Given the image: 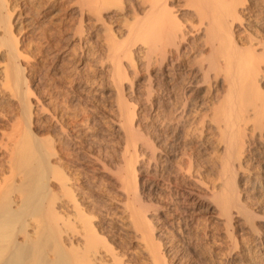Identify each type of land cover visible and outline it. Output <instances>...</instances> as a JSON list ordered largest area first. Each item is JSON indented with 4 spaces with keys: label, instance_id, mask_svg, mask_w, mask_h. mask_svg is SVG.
<instances>
[{
    "label": "rangeland",
    "instance_id": "1",
    "mask_svg": "<svg viewBox=\"0 0 264 264\" xmlns=\"http://www.w3.org/2000/svg\"><path fill=\"white\" fill-rule=\"evenodd\" d=\"M104 1L105 0H103V2ZM106 1L108 3H105V5L109 7L111 3V8L109 7L108 9V7H103V3H100L103 9H101L100 11L101 14H97L95 10L90 9L88 6L87 7L89 9L87 7L85 8L86 5H83L81 3V0L80 4L79 0H0V2H3L4 4V8L2 10H4L6 15L9 17L12 25V29L10 28V30L12 31L11 36H14L15 38H13L18 41L16 44L18 45V50L21 51L19 59H24H21L20 63H22V66H24L26 69L24 70V72L25 76H27L28 86L31 85V92H29V94L32 93V95L30 94V99L32 101L31 111L33 117L32 121H34L33 128L36 129V132H38V135L40 137L45 134V138H51L56 146L57 152H59L58 155H61L60 158L57 155L58 159H62L63 157L62 161H57V157H55L56 159H54L53 157L52 161H57L59 169L61 168L60 170L66 173V175L69 174V179L71 177L70 181L73 180L72 182H75L73 187L77 186L75 188L78 194V196L76 195V199L78 200V202L83 200L82 202H80L81 207H84V209L86 208L85 212H89L85 213V215L88 216L85 219L87 220L91 217L89 220L91 222L93 221V226L96 227L97 225L96 232L99 233L101 231L100 234L102 233L105 240L104 243H99L102 247L104 244L108 248H111L112 251H116L118 254L125 252V256H123L125 258L123 259L130 263L132 262L131 264H255L253 263L254 260L250 252L249 254L248 252H244L246 254H243L246 255L248 259L246 256L243 257V255H241L240 253L243 247H246V244L243 245L245 243L244 241L246 239V235L242 232H239L238 229L236 230V227L234 226L235 224L230 225V227H228V229L226 230L225 226L221 222H218V219L216 217L214 218V216L206 210L204 184L208 182L207 185H209V182L212 181L211 179H213L214 177L212 174L213 171L211 169V162L213 161L214 156H216L215 154H217V151H215L216 148L214 147V145H210L211 142L208 139L206 140L205 138L204 140V121H202L204 120V80L199 73L197 74V71L195 69L196 67H194L195 59L199 57L197 48L200 47V43L203 42H200L199 40L201 39L198 37V35H195V33H193V36L191 34L187 37V40H185L187 43L184 41V43H182L179 47L180 52L178 53L182 58L180 59V62H170L166 59L164 62H162L163 60L161 61V59L157 60L155 58L157 60L156 63L155 59L148 60L145 59L144 56H142L141 47L144 44L141 45V40L143 39V43H145L146 39L142 37L139 40L133 37L134 42L131 44L132 46L130 45L132 47L130 54L127 56L125 55L123 58L122 56L124 54H121V59L119 57V60L121 61L118 60L119 66L125 69L124 71V69L120 68L121 73L124 72L126 74H121L122 76H124L123 78L125 79V81L121 77V75V80L117 79L118 71L115 72L114 69H117L118 64H115L116 60L114 58L109 57V47H107L108 44L106 43H108L109 40H112V38L115 41L119 42L121 40L120 42L124 43L123 40L125 37V42L130 43L132 42L130 40H133V38L131 37L129 39L130 36H127L128 27H126L127 25L125 24L127 22L125 21L126 15L124 1ZM106 8L108 11H105ZM96 17H98L99 19ZM181 17L184 19L187 18L186 15ZM101 19L104 21L102 22ZM94 20H97L98 22H95ZM261 29V27L259 28L253 26L250 27L249 30L251 31V33H253V35L256 34L257 36H264L261 33ZM246 32L247 31H245V33ZM242 33H244V31ZM233 34L234 36L236 35L235 37H237L238 32H233ZM109 35L111 38L109 37ZM128 39L129 42L127 41ZM0 43L2 44L1 41ZM1 44L0 147L1 145H5L0 151V185L2 186L6 182L4 180V177H9L10 175L9 163L5 162L7 160L6 156L9 154L8 152H11L13 145L15 146V141L19 138V134L17 135V133L19 132L18 127H20L21 125L19 126L18 124H22V121L19 118H22L23 120V117L22 114L20 115L21 111L17 103V99L13 94L14 91L11 88L12 86L8 87L10 86V84H6V81L8 80L6 79L4 74V67L7 62V56L3 54L5 53V47L2 48L3 44ZM58 51L59 53H57ZM133 53H135V55ZM21 55H23L24 58ZM112 59L114 61L113 63ZM111 63L113 64V66ZM170 63H173V66ZM167 68L169 71L167 70ZM114 74H116L117 77L114 76ZM169 74H171V76ZM111 75L114 76L115 79L112 78ZM120 81H122V84L120 83ZM115 82H117V84ZM118 84L122 86L119 87ZM8 88H10L12 91H10V89L8 90ZM120 94L121 96H118ZM121 97L122 100L125 99L124 101H127V104H129V106L127 107H129V109L131 108L130 110L133 109L132 113L136 117L134 118V124H129L127 122L121 123L125 122L126 120L125 117L122 116L123 114L120 109L121 107L124 108L122 106L123 101L121 100L122 103L118 104L120 102L118 99H120ZM127 104L125 103V106ZM17 108L19 109L20 113H18L19 111ZM36 108L39 109L36 110ZM41 109H43L44 112ZM168 113L170 115H168ZM51 117H53L52 120ZM80 119L82 122L80 121ZM74 124L75 126H73ZM128 124L129 126L132 125L136 130H138V132L141 133H139V137L142 136V138L140 137V140L139 137L136 138V140L138 139V141H140L141 143L138 141L135 142V140H126L128 139V137L127 135V138L125 137L126 129L123 131V127L128 128ZM119 126L123 127H121L120 129ZM64 134L70 136L68 137ZM16 135L18 136V138ZM143 138H148L149 141L151 140V144L155 142L153 144L154 147L151 145V149L145 146L146 144H144ZM124 140L127 142L129 141L128 147L126 146L128 143H125ZM59 145L63 147L60 148ZM133 145L134 147L137 145L135 147V150L137 152H135ZM157 145L158 149L156 151V149L154 150V148H157ZM124 147L128 148L127 151L129 150L131 154L129 152L125 153H129L130 156L134 157V155H136L135 153L138 154V156L136 155L134 157L135 160H139L137 161L138 164L136 163L137 165L135 167V172H137L136 184L138 185H136V192L134 191V188L133 190L127 187L125 188V185L122 183V181L119 182L122 176L118 175V172H120L119 170L122 169L126 157H130L128 154L123 153L125 151H123ZM65 150L70 152H67ZM212 150H214L216 153ZM60 151H62V153H60ZM121 153H123L124 155H121ZM213 154L214 156H212ZM186 157H190L188 159H191L190 162L187 161ZM176 158H178V160ZM119 161H121L122 163L120 162L119 164ZM55 162L54 164H56ZM83 164L85 166H82ZM104 164L107 168L104 166ZM117 164L119 165L117 166ZM89 166L92 169H90ZM187 166H191V168L188 169ZM184 169H187L185 170L186 172L190 170V176H188L189 172H187L188 174H186ZM7 171L9 172V174ZM111 171L115 172L116 175H112L113 172L111 173ZM204 173H206V175ZM115 177L117 179L119 177L120 178L118 180L116 179V181L114 179ZM78 180L80 182H78ZM165 181L168 183H166ZM200 182L201 184H197ZM55 184L56 183H54V185ZM119 184L121 185L119 186ZM174 185H176L177 187ZM119 187L123 188V190L121 191ZM124 188L127 189L129 194L127 193V191L125 194ZM185 188L188 189L186 190ZM79 189L81 190L79 191ZM181 189L183 192L181 191ZM129 190H132L131 192H134L131 193ZM134 193H138V196L140 195V203L143 204L144 202L143 206H148L146 208L144 207V210L146 211L147 208H149L146 211V218L147 221L150 220L149 223L151 225V229L155 233H153L155 242L153 241L152 246H150L151 248L156 246V250L149 249V251L152 250L154 255H150L152 254V252H147L148 249L146 247L150 248V246L146 245V241H144L145 244L141 243L143 242V239L140 238V234L136 235L133 234L134 232L132 233V231H130L131 229H129V226H127L128 221L124 218L125 214H123L122 212L126 206L132 204L129 203L127 199L132 197L134 199L136 195ZM132 194L134 196H132ZM197 196L198 198H195ZM89 197L91 198V200ZM124 199L129 204L126 205ZM133 199L129 200L133 202ZM195 199L199 203H197ZM184 202L187 204L185 205ZM86 203L89 205H87ZM121 203L124 207L121 205ZM102 206H104V208ZM158 207H160L161 209ZM170 207L173 209H171ZM176 207L178 208V210ZM87 208L90 211L87 210ZM151 208L156 209L155 212H153L154 210L152 211ZM196 208L198 210H202L197 212V210H195ZM196 212L199 215H197ZM78 219L79 221H81L80 218H77V220ZM79 221H75V223L80 225ZM102 229L104 232L102 231ZM202 229L204 231L206 230L205 233ZM225 230L229 232L230 238L233 242L235 240L236 243L232 242L233 244H229L230 241L227 239L229 236H226L228 233ZM237 232H239V234ZM191 235L193 238L191 237ZM140 239L141 241H139ZM158 240L160 243H162L160 244ZM66 243L69 244L68 241H66ZM154 243L155 246H153ZM144 246L146 247L144 248ZM102 247V250L105 249L104 247ZM232 247L235 248V251ZM198 249L200 250L198 251ZM153 256H155V258ZM108 258L111 260L110 256ZM250 258L252 260H250Z\"/></svg>",
    "mask_w": 264,
    "mask_h": 264
},
{
    "label": "bare ground",
    "instance_id": "2",
    "mask_svg": "<svg viewBox=\"0 0 264 264\" xmlns=\"http://www.w3.org/2000/svg\"><path fill=\"white\" fill-rule=\"evenodd\" d=\"M123 1L125 3V15H126V17L125 16L124 17H125V21L127 22L125 24L127 25L126 27H128L127 36L128 37L130 36L129 39L131 37L132 38L135 37L139 40L142 37L146 39L145 43H143V39L141 40L142 43L140 41L141 45L144 44L141 47L142 49L141 52H142V56H144L145 59L154 60L156 58L157 60L158 59L159 60L161 59V61L163 60L162 62H164L165 59L170 62H180V59L182 58H181V55H179L178 53L180 52L179 47L181 46L182 43H184L185 40H187L188 36H190L191 34L193 36V33H195V35H198V37L201 39L199 41L203 42V43H200L201 46L197 48L199 57L195 59V62H194L195 64L194 63L193 64L195 65L194 67H196L195 69L197 71V74L199 73L202 76V79L204 80L203 81V84H204V120H202L204 121V140L205 138L206 140L208 139L211 142L210 145L212 146L214 145V147L216 148L215 151H217V154H215L216 152L212 150L215 152L214 154L216 155V156H214V154L212 155L214 156V159L211 162L212 163L211 169L213 171L212 174L214 177L213 179H211L212 181L209 182L210 183L209 185H207L208 182L205 183L206 185L204 184V190H205L204 197H205L206 210L210 212V214H212L214 218L216 217L218 219L217 221L221 222L225 226L226 230L228 229V227H230V225L235 224L234 226L236 227V230L238 229L239 232H242L246 235L245 241L242 240L245 242L243 245L246 244V247L244 246L245 248L243 247L242 251L241 250H240L241 252L239 251L241 255L246 254L247 252L249 254L250 252L254 260L253 263L264 264V36H257L255 33H254L255 35H253V33H251V31L249 30L250 27H253V26L259 27V28L261 27L262 28L261 33L264 35V0H123ZM81 3L83 5H86L85 8L88 6L90 9L95 10L97 14L100 13L101 9H103L102 6L108 7L105 5V3H108L106 0L104 2L103 0L102 2L101 0H81ZM100 3H103L104 5L102 4L101 6ZM79 4H80V0H79ZM110 6H111V3H110ZM3 8H4V4L3 2H0V29H1L0 30V41L3 44L2 48L5 47V53L3 54L7 56L6 65L4 64L5 65L4 74L8 81L6 80L5 81H6V84L8 85L10 84V86L8 85L6 86L8 87L12 86L11 88L14 91L13 94L15 95L17 99V103L21 111L20 113L19 109L17 108L19 111L18 113H20V115L22 114L23 120L22 118H19L21 119L22 124L17 123L20 120L16 122L19 126L21 125L20 126L21 129L20 127H18L20 130L18 129L19 132L17 133V135L19 134L18 135L19 138L16 135L18 139L15 141V146L13 145L14 143L11 144L13 145V148L11 152H8L9 153L7 155L8 158L6 156L7 160L5 162L9 163L10 175L9 177L7 176L8 179L5 176L4 180L6 182L3 181L5 183L2 186L0 185L1 186L0 187V264H131L132 262L130 263L123 259L125 258L123 257L125 256L124 255L125 252L118 254L116 251H112L111 248H108L104 244H103V247L105 249L103 250L101 249L102 246L100 244L104 243L105 241L102 233L100 234L101 231L99 233L96 232L97 225L96 227L93 226L94 225L92 223L93 221L91 222L89 220L91 217L87 220L85 219L86 217H88L85 215V213H87L88 211L85 212L86 208L84 209V207H81L80 202H82L83 200L78 202V200L76 199V195L78 196V194L76 192L77 190L75 189L77 186L73 187L75 182L73 183L72 182L73 180L70 181L71 177L69 179L68 177L69 174L66 175V173L61 171L60 170L61 168L59 169L57 165L58 163L57 161L59 160L62 161L63 157L62 159H58V157L60 158L61 155L60 154L58 155L59 152H57L56 146L54 142L51 140V138L50 139L49 137L45 138L46 137V136L44 137L45 134H43V136L40 137L38 135V132H36V129L33 128L34 121H32L33 117H32V111H31L32 101L30 99V96L32 95V93H30L31 95L29 94V92H31V89H30L31 85L28 86L27 76H25V72H24V70L26 69L24 66H22V63H20V60L22 58L19 59L20 57L19 55L21 54V51L18 50V45L16 44L18 41L14 39L15 38L14 36H13L14 38L11 36L12 31L10 30V28L12 25H11L9 17L6 15L4 10H2ZM105 11H108L107 8ZM93 14H96V13H93ZM185 15L187 18L184 19L181 17ZM97 20H94V21L98 22ZM103 21L104 20H102V22ZM241 30L242 32L244 31V33H242ZM245 31H247L248 33L247 32L245 33ZM233 32L234 33L238 32L237 37H235L236 35L234 36ZM125 38L124 40L122 39L124 43H121L120 39H119L120 41L118 42V41H115L113 38L112 40H109L110 43L109 42L106 43L108 44V46L107 45L106 46L109 47V54L111 55V56L109 55V57L114 58L116 60L115 64H118L117 69H114L115 72L118 71L117 72L118 74L116 73L118 76L117 79H120L121 77L123 78L124 76L122 75L125 74L124 72L121 73V70H120L121 66H119V61L121 60H119V57L121 54H124L122 58L125 55L126 56L129 55L132 50L131 44L134 42V38H133V40H130L132 42L126 43ZM129 39L127 40L128 42H129ZM57 53H59V51ZM133 54L135 55V53ZM21 56L23 57V55ZM157 60L155 61L156 63H157ZM113 62L114 61L112 59V63ZM170 64H172L173 66V63H170ZM115 68H116V65H115ZM121 69H124V68H121ZM116 74H114V76H116ZM169 75L171 76V74ZM114 76H112V78H114ZM121 82L122 81H120V83ZM115 83L117 84V82ZM120 86L122 85H119V87ZM114 87H115V84H114ZM9 89L10 88H8V90ZM10 91L12 90L10 89ZM118 96H121V94ZM118 100L120 101L118 104H121L123 101L122 106L124 108L122 107L120 108V106L119 108L122 111V114H123L122 116H124L126 119L125 122H121V123L127 122L129 124L130 123L134 124V118L136 117L132 113L133 109L130 110L131 108L129 109V107H127L129 106V104H127V101H124L125 99L122 100V97ZM124 102L127 104L126 106ZM38 109L36 108V110ZM41 110L43 111V109ZM168 115L170 114L168 113ZM124 117H121V118H124ZM52 118L53 117H51V120ZM73 126H75V124ZM123 128H124L123 131L126 129L125 137L126 135L128 137V139L126 140H135V142L138 141V139L136 140V138L139 137V133H140L138 132V130H136L132 125L129 126L128 128H125V127ZM67 134H64V135L68 136ZM140 137L142 138V136ZM140 137H139V140H140ZM146 139L143 138L144 144H146L145 146L151 148V145L153 146L155 142L151 144L152 143V142L150 143L151 140L149 141L148 138ZM192 141H193V138H192ZM124 142L126 143L127 141L124 140ZM3 146L1 145L0 151L3 148ZM126 146L128 147L129 143ZM62 147L60 146V148ZM135 147L133 145L134 150H135ZM125 148L126 147H124L123 149V151L125 150L123 153L129 155L130 152L129 150L127 151L128 148L126 149ZM155 149L157 151L158 145H157V148L156 147L154 148V150ZM67 152H70V151H67ZM125 152H129V153H125ZM135 152L137 151L135 150ZM60 153H62V151H60ZM123 153H121V155H124ZM135 154L138 156L137 153ZM136 155H134V157ZM125 156H124V159H125ZM53 157L54 159H56L55 157H57L58 160L55 162V160L53 159L54 161H52ZM134 157L130 156V157H126V160L123 159L125 163L123 167L121 166L122 169H120V166H119L120 172L118 171L117 172L119 173L118 175H121L122 178L124 179L123 180L121 178L119 182L122 181V183L125 185V188L127 187L132 190L134 188V191H135V189H137L136 187L137 172H135V167L138 164L137 161L139 160H135ZM186 158H187V161L190 162L191 159L188 160L190 157H186ZM95 159H98V158H95ZM176 159L178 160V158ZM54 162L56 164H54ZM120 162L121 161H119V164ZM119 164H117V166ZM82 166H85V165L83 164ZM82 166H79V167H82ZM189 168H191V166L188 167V169ZM90 169L92 168L90 167ZM185 170L187 169H184V171ZM113 171H111V173ZM187 172H189V174ZM187 172L186 174L190 176L191 174L190 170ZM196 172H197V168H196ZM204 174L206 175V173ZM112 175L115 176L116 175L115 172H113ZM116 177L114 178L115 180L117 179ZM78 182L80 181L78 180ZM195 182H198V181H195ZM54 183H56L55 184L56 186L54 185ZM197 184H201V182ZM120 185L121 184H119V186ZM166 188H169V187H166ZM120 189L121 191L123 190V188H120ZM80 190L81 189H79V191ZM124 191L126 194L127 189H125ZM134 194L137 195V196L135 195L134 199L133 197L129 198V199H133V202L127 199L129 203H132L131 205L124 199V202L126 203V205L129 204L122 211L123 214H125L124 218L128 221L127 226H129V229H131L130 231H132V233L134 232L133 234H136V235L140 234L139 235L140 238L143 239L142 240L143 242L141 243L143 244L147 243L146 244L147 246H150V245L152 246V243L154 241V237H153L154 231H152L151 229V225L149 223L150 220L147 221V218H146V211L149 208H147V210L145 211L144 210L145 205L143 206L144 202L143 204L140 203L141 201L140 199L141 197L139 198L140 195L138 196V193H134ZM132 196L134 195L132 194ZM195 198H198V196ZM190 203H194V202H190ZM145 204H146V201H145ZM186 204L187 203H185V205ZM121 205L123 206L122 203ZM102 207L104 208V206ZM146 207L148 206L146 205ZM87 210L89 209L87 208ZM151 210L152 211L154 210L153 212H155L156 209L151 208ZM195 210L199 212L202 209L198 210L196 208ZM203 211H204V207H203ZM188 214H189V211H188ZM197 215L199 214L197 213ZM77 218H80L81 221H79V219L77 220ZM75 221L77 222L79 221L80 225L76 224ZM121 227H124V226H121ZM205 231L203 230L204 233ZM226 232L228 234L226 235L225 233V235L229 236V232L228 231ZM239 232L237 233L239 234ZM141 239L139 241H141ZM227 239L230 241L229 244L233 242L230 236ZM66 241H68L69 244H67ZM144 241L146 242L144 243ZM233 243H236V241L234 240ZM151 246L150 248L144 246V248L146 247L148 249V250L146 249L148 253L152 252V250L154 249L156 250L155 243L153 244V246L155 247L151 248ZM149 249H152V250L149 251ZM233 249L235 251V248ZM199 250L200 249H198V251ZM150 255H154V253L152 252V254ZM109 256L111 257V260L108 258ZM244 256L246 255H243V257ZM153 257L155 258V256ZM250 260L252 259L250 258Z\"/></svg>",
    "mask_w": 264,
    "mask_h": 264
}]
</instances>
